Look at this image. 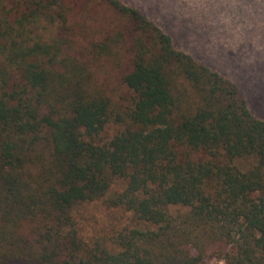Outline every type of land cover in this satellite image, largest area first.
I'll use <instances>...</instances> for the list:
<instances>
[{"label":"trees","instance_id":"trees-1","mask_svg":"<svg viewBox=\"0 0 264 264\" xmlns=\"http://www.w3.org/2000/svg\"><path fill=\"white\" fill-rule=\"evenodd\" d=\"M78 1L0 0V264H264V120L139 7Z\"/></svg>","mask_w":264,"mask_h":264},{"label":"rangeland","instance_id":"rangeland-1","mask_svg":"<svg viewBox=\"0 0 264 264\" xmlns=\"http://www.w3.org/2000/svg\"><path fill=\"white\" fill-rule=\"evenodd\" d=\"M121 1L143 10L171 35L177 48L196 56L235 82L251 112L264 120V0ZM71 2L75 7L74 18H83L82 2ZM71 53L84 59L77 49ZM89 67L94 80L107 95L128 96L121 82L123 73L130 68L128 58L119 66L102 58L94 64L89 63ZM114 130V125H108L101 136L108 137ZM80 211L82 214L78 217L85 236L90 231L97 237L109 235L114 225L124 221V217L118 221L116 211H112L114 217H110L99 202L85 204ZM200 264H223V261L210 258Z\"/></svg>","mask_w":264,"mask_h":264}]
</instances>
